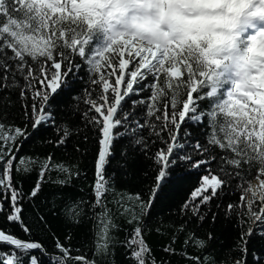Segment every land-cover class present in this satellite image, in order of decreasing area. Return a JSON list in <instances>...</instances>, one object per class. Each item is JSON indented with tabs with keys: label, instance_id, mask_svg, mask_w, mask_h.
I'll use <instances>...</instances> for the list:
<instances>
[{
	"label": "snow or ice",
	"instance_id": "obj_1",
	"mask_svg": "<svg viewBox=\"0 0 264 264\" xmlns=\"http://www.w3.org/2000/svg\"><path fill=\"white\" fill-rule=\"evenodd\" d=\"M137 2L0 0V219L27 237L0 228V264H42L36 253L49 264H115L118 244L128 253L129 264H158L145 235L159 194L176 178L177 168L200 177L199 186L179 206L180 225L172 222L177 232L193 221L202 225L209 214L213 223L223 218L236 230L227 264H264V87L241 90L229 67L209 64L205 71L195 45L186 48L174 40L167 48L140 47L135 39L117 35L126 17L116 10L124 8L130 15L129 5ZM167 2L187 5L184 18L197 20L225 14L230 19L233 13L227 7L238 0ZM244 2L249 7L233 31L238 50L255 61L250 75L256 79L264 76V0ZM77 81L84 86L73 92ZM17 101L21 111L16 118L22 126L5 123ZM44 128L57 133L47 143L65 151L84 129L95 134V180L87 199L66 190L75 189L80 176L75 166L55 162L52 153L19 155L33 133ZM121 141H127L121 155L129 158L131 150L151 160L155 175L146 199L141 193L120 195L114 212L108 197L115 173L109 177L106 171ZM75 151H81L79 145ZM36 168L35 186L26 189L24 180ZM53 172L58 178L52 179ZM49 182L56 190L45 194ZM234 193L239 201L225 204L224 198ZM117 212L132 225L123 240L113 235L120 228ZM54 225L66 230L90 225L94 258L72 255L74 249L61 241ZM49 236L54 254L43 242ZM73 238L69 232L65 239ZM213 239L211 232L205 238L191 233L184 243L194 240L203 252ZM163 251L176 254L171 245ZM180 254L194 264H226L210 253Z\"/></svg>",
	"mask_w": 264,
	"mask_h": 264
},
{
	"label": "trees",
	"instance_id": "obj_2",
	"mask_svg": "<svg viewBox=\"0 0 264 264\" xmlns=\"http://www.w3.org/2000/svg\"><path fill=\"white\" fill-rule=\"evenodd\" d=\"M83 83L77 81L72 89L73 92L79 91L83 87ZM2 95V94H0ZM17 94H13L12 99L16 100ZM84 106L81 105V108ZM21 111L20 104L17 101L11 109V116L5 123H15L18 126H22L23 121L16 118ZM31 131V129H29ZM195 131V130H194ZM87 134L89 139L83 140V135ZM57 139V133L53 128H44L39 134L33 133V135L23 144L19 155H26L29 157H45L48 153H52L55 162H65L70 166H75L76 170L80 171V176L75 180V189H66L73 191L76 196H83L87 199L91 195V185L95 180V168L94 159L97 152V142L95 134L93 132L84 129L79 136H73L67 145V150L64 148L55 149L52 145H49L47 141ZM127 141H121L115 146V155L111 159V163L107 167L106 175L114 176L115 188L113 193L108 197L110 203L109 207L113 208L115 212L117 205L114 203L116 199L120 198V195H129L141 193L144 198H147L148 188L153 184V177L155 172L153 171L151 164L152 161L145 159L142 155H137L129 150V158L121 155L122 149ZM79 145L80 152L75 151V146ZM86 149V151H85ZM154 150V149H153ZM83 153V155L81 154ZM38 168L27 175L24 180V187L29 189L35 186V181L38 179ZM147 173V175H145ZM52 179L58 178V174L53 172ZM176 178L172 180L171 184L167 185L164 190L159 194L156 205L152 210L150 217L151 223L149 229L146 232L145 239L152 249L153 255L156 257L158 264L163 260L164 264H194L193 261L186 259L180 253L186 251L191 256H203L205 254H211L217 260H223L226 262L229 260V251L233 247V241L236 236V230L232 223L227 222L223 218H219L216 223H213L209 218L201 225L198 221H193L189 224L183 232H177L176 227L172 226V222L178 227L181 223L179 218L178 209L179 206L189 198L190 193L194 188L199 186V175L195 172H186L181 168H177L175 171ZM17 180L21 179L19 174L16 176ZM255 180H253L254 182ZM82 189V191H81ZM55 186L50 182L44 186L45 194L50 191H55ZM229 201L238 202L239 193H234L231 197L226 196L224 203ZM132 202H128L130 206ZM213 210L215 211V204H213ZM138 211V209H137ZM116 223L120 225L118 230H115L113 235L117 240H123L126 231H131L132 225H129L125 218L120 217L118 212L116 216ZM251 222L247 224V227H251ZM54 230L59 235L62 242L71 244L74 251L72 255H86L88 258H94V244L92 241L91 226L83 228H77L75 230L65 229L62 226L54 225ZM0 228L10 229L11 232L20 238L27 239L18 226L8 225L3 219H0ZM159 228L160 231L156 229ZM69 232H72L73 239L69 242L66 241V236ZM213 233L215 239L208 243L206 249L201 252L196 246L195 241H190L185 245V240L191 233H195L196 237L205 238L207 233ZM176 236V242L173 243V236ZM44 244L47 251L50 254L56 252L54 248V240L51 236L44 239ZM167 245H171L176 250V254H169L163 251V248ZM255 247L259 250V244ZM80 249L76 252L75 249ZM41 256L42 264H49V260L42 257L40 253H36ZM128 255L125 248L121 245H116L114 248V260L115 264H129V261L125 259ZM97 259H99L97 257Z\"/></svg>",
	"mask_w": 264,
	"mask_h": 264
},
{
	"label": "clouds",
	"instance_id": "obj_3",
	"mask_svg": "<svg viewBox=\"0 0 264 264\" xmlns=\"http://www.w3.org/2000/svg\"><path fill=\"white\" fill-rule=\"evenodd\" d=\"M248 7L244 0H238L227 7V12L233 13L230 19L225 14L211 19L187 20L183 16L184 11H189L187 5H176L167 0H140L129 5L132 9L130 15L124 8L116 10L122 18L126 17L122 19L124 30L117 35L126 36L129 40L135 39L140 47L167 48L174 40L186 48L195 45L202 52L200 63L205 71L209 64L220 69L229 67L241 90L254 86L264 87V76L256 79L251 77L255 61L250 55H244L238 50L237 36L233 31L237 19ZM249 15L255 18L257 14ZM192 29H196L194 36L191 35ZM198 41L206 50L200 48V44L196 43ZM252 51H256L255 47ZM213 82L218 83L219 77L214 76Z\"/></svg>",
	"mask_w": 264,
	"mask_h": 264
},
{
	"label": "rangeland",
	"instance_id": "obj_4",
	"mask_svg": "<svg viewBox=\"0 0 264 264\" xmlns=\"http://www.w3.org/2000/svg\"><path fill=\"white\" fill-rule=\"evenodd\" d=\"M255 182H257V181H254L253 183H255Z\"/></svg>",
	"mask_w": 264,
	"mask_h": 264
},
{
	"label": "bare ground",
	"instance_id": "obj_5",
	"mask_svg": "<svg viewBox=\"0 0 264 264\" xmlns=\"http://www.w3.org/2000/svg\"><path fill=\"white\" fill-rule=\"evenodd\" d=\"M255 183H257V182H255Z\"/></svg>",
	"mask_w": 264,
	"mask_h": 264
}]
</instances>
